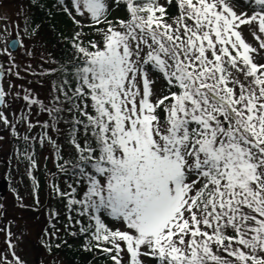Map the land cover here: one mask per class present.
I'll list each match as a JSON object with an SVG mask.
<instances>
[{
    "label": "snow or ice",
    "instance_id": "obj_1",
    "mask_svg": "<svg viewBox=\"0 0 264 264\" xmlns=\"http://www.w3.org/2000/svg\"><path fill=\"white\" fill-rule=\"evenodd\" d=\"M56 5L74 25L63 37L71 57L23 69L55 77L46 100L23 84L4 88L6 75L24 78L11 51L20 41L0 29V141L4 131L23 141L37 209L32 142L68 177L66 189L51 184L66 222L48 211L47 251L67 244L63 229L112 264H264V0ZM0 232V264H25L10 228Z\"/></svg>",
    "mask_w": 264,
    "mask_h": 264
},
{
    "label": "rangeland",
    "instance_id": "obj_2",
    "mask_svg": "<svg viewBox=\"0 0 264 264\" xmlns=\"http://www.w3.org/2000/svg\"><path fill=\"white\" fill-rule=\"evenodd\" d=\"M49 8L54 7L53 0H0V16H6L7 20H0V29L8 26V36L4 39L18 38L20 41V48L17 52H13L16 63L20 66V74L24 79L16 80L15 77L5 76L4 88L8 90L9 82L16 85L23 84L25 88H30L38 95L41 100H46L50 93L51 80L46 76L30 75L23 71L29 65L31 70L36 73L41 71V64L43 68L47 69L53 66L54 57L50 55L51 44L47 41V30L38 31L37 34H32L33 28L37 24L30 25L29 19L31 15L39 11L45 6ZM22 6V13L20 12ZM59 12L60 21L67 23H60L59 27L63 30L65 35H71L74 25L72 21L56 7ZM20 13V14H18ZM118 16H123L122 12L116 13ZM27 17V20L25 19ZM18 25V27H17ZM27 27V30L25 28ZM245 36L249 42L255 44L248 31L245 30ZM4 47V41L0 40V48ZM34 53V55H29ZM43 55L45 60L52 61V63H44L40 57ZM7 57H0V60H6ZM7 67V65H5ZM17 90H19L17 88ZM10 103H13L9 100ZM14 109L19 112L23 109V103L16 101L13 103ZM9 118L12 119V114L8 113ZM32 119L41 121L47 119L45 115L36 117L33 115ZM63 127V126H62ZM2 129V126H0ZM20 132H24V128L20 127ZM39 129L34 130L33 134ZM4 141H0V205L4 206L5 212L0 216V228L8 227L14 234L13 241L17 244L16 253L25 262V264H69L66 257L62 254H56L52 251L50 254L42 242L44 237V229L48 227L47 213L50 210H56L60 213L61 223L66 222V208L65 204L52 194L51 184L61 181L62 189H66L68 177L60 173L56 167V162L50 148L32 142L31 151L35 153L38 167L32 173L36 181H38V196L40 206L37 209L34 204V183L27 172V161L19 158L20 153L25 148L23 141L13 140L8 132L4 131ZM60 142L64 144L65 158L71 157L72 149L66 144L63 138H59ZM70 182V181H69ZM8 186V187H7ZM7 187V193L2 196V191ZM28 205L29 208H22L20 205ZM59 227L62 228L60 224ZM64 233L61 230L60 236ZM46 238V237H45ZM4 233L0 232V252L6 251ZM11 259V256H9ZM127 259V258H125Z\"/></svg>",
    "mask_w": 264,
    "mask_h": 264
},
{
    "label": "trees",
    "instance_id": "obj_3",
    "mask_svg": "<svg viewBox=\"0 0 264 264\" xmlns=\"http://www.w3.org/2000/svg\"><path fill=\"white\" fill-rule=\"evenodd\" d=\"M41 3L44 5L43 1ZM44 6L45 8H41L39 11L31 15L29 22L30 25L36 23L40 31L44 29L47 30V41L52 45L50 55L54 57L53 66H49L48 68L58 67V62H66L72 55V50L68 42L63 39V37L71 35H65L63 30L59 27L60 23H67L66 21L63 22L64 20L60 21V18L57 17L59 12L57 11L56 7L59 5H56L53 8H49L46 5ZM46 77L50 80L55 79V77ZM57 181L58 185L61 187V181L58 179ZM62 224L63 223H61V225ZM63 240H67V244L61 243V247L59 249L54 248L53 252L56 254H62L64 257H66L69 264H98V262H100L99 259L102 257L96 255L93 252L84 250L83 245L85 241L83 238L73 237L64 231V233L61 235V241ZM102 259L108 264H112L111 261L104 258Z\"/></svg>",
    "mask_w": 264,
    "mask_h": 264
},
{
    "label": "water",
    "instance_id": "obj_4",
    "mask_svg": "<svg viewBox=\"0 0 264 264\" xmlns=\"http://www.w3.org/2000/svg\"><path fill=\"white\" fill-rule=\"evenodd\" d=\"M19 47H20V43H18L17 46L15 48H12L11 50L13 52H16V51H18ZM2 187H3V185L0 186V188H2Z\"/></svg>",
    "mask_w": 264,
    "mask_h": 264
}]
</instances>
